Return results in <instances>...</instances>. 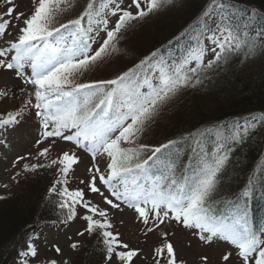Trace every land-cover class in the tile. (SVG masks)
I'll return each mask as SVG.
<instances>
[{
	"label": "snow or ice",
	"instance_id": "1",
	"mask_svg": "<svg viewBox=\"0 0 264 264\" xmlns=\"http://www.w3.org/2000/svg\"><path fill=\"white\" fill-rule=\"evenodd\" d=\"M78 6L0 0V132L20 130L31 145L12 159L10 179L19 185L21 178L52 176L44 195L52 214L37 222L40 230L29 225L16 264H76L82 247L95 253L94 264H264V222L249 216L252 199L264 198V176L250 170L236 193L224 192L235 153L264 116L231 129L202 122L179 138L146 142L186 98L205 94L210 73L264 54V23L252 12L237 18L230 0H214L198 32L182 31L106 76L134 22L180 5L109 0L102 12L95 0ZM81 164L82 187H70ZM157 174L166 186L150 181ZM126 210L143 246L125 240L113 222ZM193 247L200 251L186 252Z\"/></svg>",
	"mask_w": 264,
	"mask_h": 264
},
{
	"label": "trees",
	"instance_id": "2",
	"mask_svg": "<svg viewBox=\"0 0 264 264\" xmlns=\"http://www.w3.org/2000/svg\"><path fill=\"white\" fill-rule=\"evenodd\" d=\"M107 1L95 0L96 10ZM87 2L88 0H79L77 11L85 7ZM213 3L214 0H187L177 13L157 21L156 27L160 33L154 39L144 44H134L127 51L121 43V51L116 55L122 57L125 53L129 54L127 63H130L122 66L120 70L131 67L137 55L147 53L182 31L198 32L197 26L202 24L204 18L203 11H211ZM230 3L234 6L233 11H236L237 18L252 12L255 13L252 19L257 24L264 23V0H230ZM184 43L185 41H181L178 46ZM207 88L210 98L208 106L196 95L186 98L179 113L171 116L170 121L165 120L155 126L156 130L160 127L165 129L164 134L150 135L146 142L157 144L179 138L185 131L202 122L226 123L231 129L236 121L243 124L250 117L264 116V65L253 75L244 73L241 65H235L224 75L212 79V84L207 85ZM261 124L263 125L256 134L235 153L232 164L229 165L228 179L224 185V192L229 196L246 183L250 170L251 175L257 178L264 176V121ZM166 155L167 152L161 153L162 158ZM183 159L187 162V156H183ZM51 178V174L30 177L22 188L7 195L8 199L0 200V264H15L17 243L26 237L29 225L38 228L37 222L46 220L52 214L51 205L44 200ZM150 181L167 185V180L159 174L151 176ZM249 216L257 223L264 222V198L259 194L252 199ZM91 253V248H84L76 264H93L89 259Z\"/></svg>",
	"mask_w": 264,
	"mask_h": 264
},
{
	"label": "rangeland",
	"instance_id": "3",
	"mask_svg": "<svg viewBox=\"0 0 264 264\" xmlns=\"http://www.w3.org/2000/svg\"><path fill=\"white\" fill-rule=\"evenodd\" d=\"M186 1L187 0H177V4L180 5L179 7L169 8L166 11L161 10L158 14L154 13L142 23L134 22L136 25L135 30L132 32H129L128 33L129 39L121 41L120 44L123 43L127 50L128 49L131 50L134 44H137V43L144 44L147 41L154 39L156 35L160 33L158 32V27H156V24L158 23L157 21L160 18H164L166 16L177 13L179 11V8H181ZM17 2L19 3L20 0H17ZM128 2H130V0H124L125 4H127ZM108 3H109V0L105 2L102 6H99L97 8V11L102 12L106 10L105 5H107ZM120 44L118 45V47H120ZM128 55L129 54L125 53L122 57H117L116 53H114L111 58V64L108 66V70L105 73V75L107 76L117 71H120V68L122 66L129 64L130 62L127 63V61L129 60ZM235 65H241V64H238L237 61L233 59L227 65H223L220 69L216 70L215 72L210 73V75L212 79L217 78L218 76H221L227 73L231 68L235 67ZM262 65H264V54H262L259 58L250 59L247 62L243 63L241 65V68L244 71V73L248 75H253L257 73V71L260 69ZM207 90L208 88H206L205 94L203 95L201 94L196 95V97L198 96L197 98L200 101H202L205 106H208L207 103L210 101L209 93H207ZM261 125L263 124H261L260 122L259 127H261ZM164 130L161 127L158 128L157 130L154 129L151 135L152 136L156 134L162 135L164 134ZM26 131L34 135V132L31 129H28ZM0 139H4L7 141V146L0 145V195H9L10 193L15 192L19 190L20 188H22L28 181V180L24 181L21 178V183L19 185L12 182V180L10 179L11 172H12L11 161L12 159L15 158V156L23 155L25 152L30 151L31 145L28 142L26 136L22 134L20 130H17L15 132L14 131L0 132ZM123 147L129 148V147H133V145H123ZM55 155H56V152L54 151L52 153V156H55ZM86 163H88L87 160L84 161V164ZM84 164H81L79 167H77L76 179L70 181V187H73V188L78 187V186L82 187V185H79L78 181L80 178H83L85 176V173L83 170ZM4 184H7L8 187L4 188L3 187ZM121 219H123L124 221L123 224L120 223ZM113 222L116 224L117 230L123 234V238L125 240L129 241L134 246L138 244L140 246H143L142 238L138 239V237H140L139 225H137L134 222L132 218V213L130 211L126 210L125 215H123L122 217L121 216L116 217ZM37 230H40L39 227L37 228ZM44 231L47 232L48 230L45 229ZM23 241L24 239L20 240L19 243H17L18 248L23 244ZM84 248L85 247H82L80 250V253L76 255L75 257L76 260L82 254ZM199 251L200 250L195 247L186 249V252L191 255H195ZM90 255L91 257L89 259H91L93 261L92 263L94 264L96 255L94 252L91 253ZM15 264H16V260H15Z\"/></svg>",
	"mask_w": 264,
	"mask_h": 264
}]
</instances>
